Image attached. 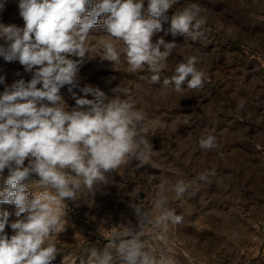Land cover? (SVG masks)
Listing matches in <instances>:
<instances>
[{
    "label": "clouds",
    "instance_id": "9594fccd",
    "mask_svg": "<svg viewBox=\"0 0 264 264\" xmlns=\"http://www.w3.org/2000/svg\"><path fill=\"white\" fill-rule=\"evenodd\" d=\"M177 3L147 0L145 9V0H19L24 26L0 23V56L32 74L11 85L0 76L5 85L0 93V173L8 170L0 204H14L18 217L9 224V212L0 211V264H51L59 251L55 239L66 227L67 201L83 198L91 206L90 196L109 182L106 173L132 160L143 166L155 155L143 134L145 114L135 101L122 98L127 89L114 87L111 96L92 85L79 89L82 96L73 91L85 59L99 57L113 67L123 61L129 73L151 74L152 83L173 71L158 97L183 94L185 82L189 90L203 87L206 73L198 67L199 56L168 67L175 38L196 41L206 22L199 5L189 4L177 9L164 28L162 21ZM97 28L103 34H90ZM159 33L163 35L153 42ZM169 35L173 39L166 41ZM65 86L75 100L71 110L61 95ZM198 147L203 152L217 149L216 137L201 135ZM215 175V170H205L192 180L161 181L151 210L135 201L134 189L128 207L137 224H120L102 249L91 247L87 264H177L164 246L184 218L170 201L182 199L200 182L211 183ZM6 226L12 229L10 236Z\"/></svg>",
    "mask_w": 264,
    "mask_h": 264
},
{
    "label": "rangeland",
    "instance_id": "374dc122",
    "mask_svg": "<svg viewBox=\"0 0 264 264\" xmlns=\"http://www.w3.org/2000/svg\"><path fill=\"white\" fill-rule=\"evenodd\" d=\"M189 4L199 5L206 22L196 41L175 38L168 67L199 56L198 67L206 73L201 89L189 90L185 82L183 94L173 91L158 97L157 90L173 71L163 72L152 83L151 74L129 73L123 61L113 67L96 57L80 66L73 91L82 96L79 89L92 85L111 96L114 87L127 89L122 98L135 101L145 114L143 134L155 155L143 166L132 160L106 173L109 182L96 188L91 206L83 198L67 201L66 227L55 239L59 251L51 264H63L65 257V264H87L88 250L102 249L120 224L131 221L135 226L134 211L128 207V194L134 189L135 201L151 210L161 181L192 180L205 170H215L211 183L200 182L182 199H171L170 207L184 219L170 230L171 242L164 251L177 264H264V0H179L163 27L169 28L172 15ZM0 5V23L24 26L19 0H0ZM90 34L101 35L103 30ZM162 35L154 36L153 42ZM0 76L8 85L32 78L18 62L3 56ZM4 87L0 84V93ZM61 95L69 110L76 106L68 86ZM209 133L218 148L203 152L198 140ZM7 175V169L0 173V193ZM15 210L14 204H0V211L10 214L9 224L18 219ZM5 233L12 234L10 226Z\"/></svg>",
    "mask_w": 264,
    "mask_h": 264
}]
</instances>
